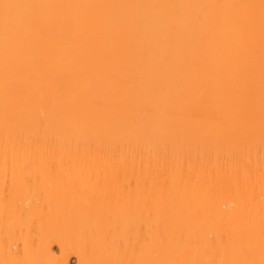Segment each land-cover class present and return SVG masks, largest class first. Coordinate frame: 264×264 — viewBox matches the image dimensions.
Returning a JSON list of instances; mask_svg holds the SVG:
<instances>
[{
  "label": "bare ground",
  "instance_id": "obj_1",
  "mask_svg": "<svg viewBox=\"0 0 264 264\" xmlns=\"http://www.w3.org/2000/svg\"><path fill=\"white\" fill-rule=\"evenodd\" d=\"M0 264H264V0H0Z\"/></svg>",
  "mask_w": 264,
  "mask_h": 264
},
{
  "label": "snow or ice",
  "instance_id": "obj_2",
  "mask_svg": "<svg viewBox=\"0 0 264 264\" xmlns=\"http://www.w3.org/2000/svg\"><path fill=\"white\" fill-rule=\"evenodd\" d=\"M0 7L3 8V20L6 28L14 25L19 20L14 10L23 7L22 5L4 3Z\"/></svg>",
  "mask_w": 264,
  "mask_h": 264
}]
</instances>
